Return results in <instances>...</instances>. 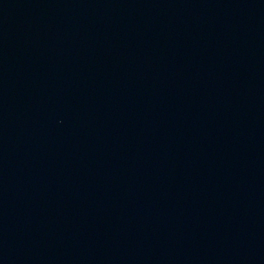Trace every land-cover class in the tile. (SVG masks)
I'll use <instances>...</instances> for the list:
<instances>
[{
    "label": "water",
    "instance_id": "obj_1",
    "mask_svg": "<svg viewBox=\"0 0 264 264\" xmlns=\"http://www.w3.org/2000/svg\"><path fill=\"white\" fill-rule=\"evenodd\" d=\"M0 264H264V0H0Z\"/></svg>",
    "mask_w": 264,
    "mask_h": 264
}]
</instances>
